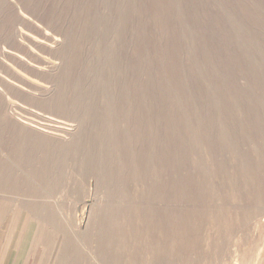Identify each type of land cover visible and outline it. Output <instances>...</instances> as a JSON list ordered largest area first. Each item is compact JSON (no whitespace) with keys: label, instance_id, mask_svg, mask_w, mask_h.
I'll list each match as a JSON object with an SVG mask.
<instances>
[{"label":"rangeland","instance_id":"374dc122","mask_svg":"<svg viewBox=\"0 0 264 264\" xmlns=\"http://www.w3.org/2000/svg\"><path fill=\"white\" fill-rule=\"evenodd\" d=\"M54 262L264 264V0H0V264Z\"/></svg>","mask_w":264,"mask_h":264},{"label":"bare ground","instance_id":"6f19581e","mask_svg":"<svg viewBox=\"0 0 264 264\" xmlns=\"http://www.w3.org/2000/svg\"><path fill=\"white\" fill-rule=\"evenodd\" d=\"M81 244V243H80ZM82 247H83V245H82ZM86 251V250H85ZM87 252V251H86ZM53 264H61L60 262H54Z\"/></svg>","mask_w":264,"mask_h":264}]
</instances>
